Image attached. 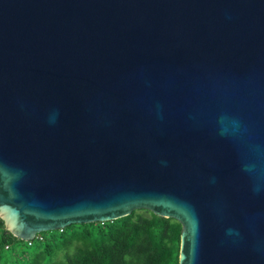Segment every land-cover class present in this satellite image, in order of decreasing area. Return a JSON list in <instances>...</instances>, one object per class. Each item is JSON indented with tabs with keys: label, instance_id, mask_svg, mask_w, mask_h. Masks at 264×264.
Segmentation results:
<instances>
[{
	"label": "water",
	"instance_id": "water-1",
	"mask_svg": "<svg viewBox=\"0 0 264 264\" xmlns=\"http://www.w3.org/2000/svg\"><path fill=\"white\" fill-rule=\"evenodd\" d=\"M136 209L178 264H264V0H0L6 229Z\"/></svg>",
	"mask_w": 264,
	"mask_h": 264
},
{
	"label": "trees",
	"instance_id": "trees-1",
	"mask_svg": "<svg viewBox=\"0 0 264 264\" xmlns=\"http://www.w3.org/2000/svg\"><path fill=\"white\" fill-rule=\"evenodd\" d=\"M181 224L146 209L43 231L28 243L0 217V264H178Z\"/></svg>",
	"mask_w": 264,
	"mask_h": 264
},
{
	"label": "built area",
	"instance_id": "built-area-1",
	"mask_svg": "<svg viewBox=\"0 0 264 264\" xmlns=\"http://www.w3.org/2000/svg\"><path fill=\"white\" fill-rule=\"evenodd\" d=\"M36 237V236H35ZM32 240H28V243L30 244V242H31Z\"/></svg>",
	"mask_w": 264,
	"mask_h": 264
}]
</instances>
